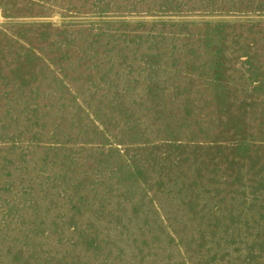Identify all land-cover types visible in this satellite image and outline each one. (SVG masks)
<instances>
[{
    "label": "rangeland",
    "instance_id": "obj_1",
    "mask_svg": "<svg viewBox=\"0 0 264 264\" xmlns=\"http://www.w3.org/2000/svg\"><path fill=\"white\" fill-rule=\"evenodd\" d=\"M0 264H264V0H0Z\"/></svg>",
    "mask_w": 264,
    "mask_h": 264
}]
</instances>
